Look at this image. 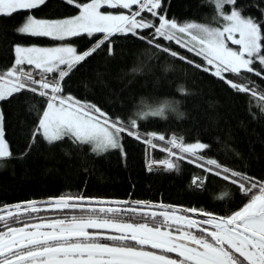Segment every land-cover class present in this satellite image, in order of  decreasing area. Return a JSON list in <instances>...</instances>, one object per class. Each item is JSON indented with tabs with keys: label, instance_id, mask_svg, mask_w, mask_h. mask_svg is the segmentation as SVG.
<instances>
[{
	"label": "snow or ice",
	"instance_id": "snow-or-ice-1",
	"mask_svg": "<svg viewBox=\"0 0 264 264\" xmlns=\"http://www.w3.org/2000/svg\"><path fill=\"white\" fill-rule=\"evenodd\" d=\"M66 2L75 5L78 14L55 20L29 14L18 28L22 35L48 37L60 43L53 47L16 45L13 66L0 71V101L26 90L47 98L42 111L36 105L30 109L38 113L33 142L38 135L49 144L67 138L75 145H90L91 151L100 155L110 149L123 150L121 137L125 133L143 139L153 149L157 148L154 140L166 141L165 135L154 132L142 137L136 119L113 118L94 103L64 94L62 82L76 66L105 43L109 55L113 54L111 38L117 34H131L176 58L178 53L162 43L174 42L202 58L205 64H195L184 56L179 59L198 69L203 67L205 72L211 70L236 93L258 99L260 111L264 112V87L258 89L257 82L248 75L260 78L264 85V10L258 19L243 15L239 0H208L215 9L214 24H199L168 18L164 0ZM45 4L46 0H0V15L31 13ZM118 9L128 10V14L109 11ZM144 30H149V36L141 34ZM97 34H102L103 39L91 50L81 51L74 46L75 39H94ZM228 42L238 47H231ZM25 65L38 71H26ZM168 70L164 68L165 72ZM226 74L238 77L239 82L228 79ZM178 91L186 93L183 86ZM162 112L161 108L143 115ZM209 148L205 143H186L174 136L161 150L175 160H185L187 154L194 158L189 162L202 161L198 167L236 185L248 202L231 215L202 213L206 218L198 221L181 214L196 213L195 208L181 210L160 205L159 212L145 211L153 205L135 201V206L122 207L128 202H106L84 195L45 202L48 209L64 213L54 219L39 216L43 209L34 200L0 205V264H264V181L206 158L204 152ZM11 155L0 111V158ZM158 163L168 170L178 166L171 158ZM203 183V179L193 180L197 187ZM123 213L129 214L128 219L117 218Z\"/></svg>",
	"mask_w": 264,
	"mask_h": 264
},
{
	"label": "trees",
	"instance_id": "trees-1",
	"mask_svg": "<svg viewBox=\"0 0 264 264\" xmlns=\"http://www.w3.org/2000/svg\"><path fill=\"white\" fill-rule=\"evenodd\" d=\"M164 6L168 18H175L179 23L214 24L216 13L208 0H164ZM238 7L244 10L243 15L259 19L264 0H239ZM109 11L121 12L120 9ZM78 12L66 0H46L45 5L31 13L0 15V71L6 72L13 66L16 45L51 47L60 43L48 37L20 34L18 28L27 15L55 20ZM146 15L151 18L150 14ZM141 34L149 36V30ZM101 39L102 34L94 39L77 38L74 46L81 51L91 50ZM111 40L112 55L105 43L64 79L65 95L94 103L113 118L136 119L142 137L154 132L157 136L165 135L166 141L175 136L186 143H205L210 146L204 152L206 158L264 181V112L260 111L258 99L236 93L225 81L203 71V67L198 69L179 59L184 56L195 64H205L202 58L174 42L162 41L178 53L176 58L131 34L126 37L117 34ZM24 67L26 71H38L32 66ZM165 67L169 69L167 72ZM134 68L140 71L133 72ZM248 75L257 82L258 89L264 87L260 78ZM226 76L239 82L238 77ZM180 86L186 93L178 91ZM32 105L42 111L46 98L26 90L0 101L5 140L12 154L9 158H0V205L84 195L100 200H134L195 208L225 217L247 200L236 185L198 167L197 163L202 161L189 162L194 158L187 154L185 160L169 157L161 150L166 141L154 140L157 148L153 149L143 139L137 140L125 133L121 137L123 150L110 149L100 155L94 154L90 145H75L67 138L49 144L38 135L33 142L38 113L30 110ZM161 108L162 115H143ZM168 158L174 159L178 166L172 170L148 167L150 160ZM194 178L203 179L204 183L197 187L193 184ZM40 206L43 210L38 215L45 219L64 215L46 205ZM128 215L123 213L117 218L128 219ZM0 230H3L2 224Z\"/></svg>",
	"mask_w": 264,
	"mask_h": 264
},
{
	"label": "water",
	"instance_id": "water-1",
	"mask_svg": "<svg viewBox=\"0 0 264 264\" xmlns=\"http://www.w3.org/2000/svg\"><path fill=\"white\" fill-rule=\"evenodd\" d=\"M51 199H53V198L41 199V200H36V201L40 205H46L45 202H47V201H49ZM96 200H100V199H96ZM101 201H106V202H115V201L125 202L126 201L128 203L127 204H123L122 203L121 204L122 207L135 206V204H134L135 201L134 200H101ZM144 203L153 205V207L145 209V210H151V211H161L162 209L159 207L160 205H164L165 207H169L170 206L172 208L181 209V210L187 209V208H183V207L172 206V205L161 204V203H149V202H144ZM11 205H15V204H11ZM11 205H8V206H11ZM112 206H115V205H112ZM181 214H186V215H189V216H195V217H198V218H206L204 215H202V213H199V212H196V213H191V212L184 213V212H181ZM101 231H108V230H101Z\"/></svg>",
	"mask_w": 264,
	"mask_h": 264
},
{
	"label": "rangeland",
	"instance_id": "rangeland-1",
	"mask_svg": "<svg viewBox=\"0 0 264 264\" xmlns=\"http://www.w3.org/2000/svg\"><path fill=\"white\" fill-rule=\"evenodd\" d=\"M134 10H135V6H134ZM120 11H122V12H124L125 14H128V10H120ZM120 13V12H119ZM119 13H116V12H113V14H119ZM78 14V13H77ZM229 43V46H231V47H238V46H234V45H231V42H228ZM57 46V45H56ZM27 47H32V46H27ZM35 47H39V46H35ZM51 47H53V46H51ZM210 67V66H209ZM209 72H211L212 73V71L210 70ZM37 78H39L38 76H37ZM46 98V97H45ZM47 99V98H46ZM150 146V145H149ZM151 147V146H150ZM152 148V147H151ZM174 151H178V150H174ZM150 161H152V160H150ZM148 167H152V168H164L165 166L163 165V164H160V163H158V162H156V163H149L148 164Z\"/></svg>",
	"mask_w": 264,
	"mask_h": 264
},
{
	"label": "flooded vegetation",
	"instance_id": "flooded-vegetation-1",
	"mask_svg": "<svg viewBox=\"0 0 264 264\" xmlns=\"http://www.w3.org/2000/svg\"><path fill=\"white\" fill-rule=\"evenodd\" d=\"M246 199H247V200L245 201V203L248 202V198H247V197H246ZM245 203H244V204H245ZM244 204H243V205H244ZM243 205H242L240 208H242ZM240 208H239V209H240ZM239 209H238V210H239ZM238 210H236V211H238ZM234 212H235V211H234ZM234 212H232V213H234ZM232 213H231V214H232ZM231 214H229V215H231ZM227 216H228V215H227ZM190 217H192V218H194V219H197L198 221H199V220H203V219H205V218H198V217H195V216H190ZM225 217H226V216H225ZM149 250H150V249H149ZM171 255H172L173 257H175V254H171Z\"/></svg>",
	"mask_w": 264,
	"mask_h": 264
}]
</instances>
